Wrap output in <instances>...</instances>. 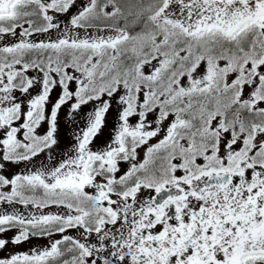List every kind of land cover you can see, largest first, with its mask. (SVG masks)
<instances>
[{
  "label": "snow or ice",
  "instance_id": "obj_1",
  "mask_svg": "<svg viewBox=\"0 0 264 264\" xmlns=\"http://www.w3.org/2000/svg\"><path fill=\"white\" fill-rule=\"evenodd\" d=\"M0 264H264V0H0Z\"/></svg>",
  "mask_w": 264,
  "mask_h": 264
},
{
  "label": "rangeland",
  "instance_id": "obj_2",
  "mask_svg": "<svg viewBox=\"0 0 264 264\" xmlns=\"http://www.w3.org/2000/svg\"><path fill=\"white\" fill-rule=\"evenodd\" d=\"M23 250H26V248H25V249H23Z\"/></svg>",
  "mask_w": 264,
  "mask_h": 264
}]
</instances>
